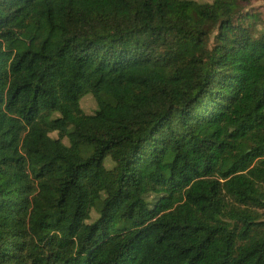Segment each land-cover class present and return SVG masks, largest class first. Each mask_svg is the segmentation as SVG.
<instances>
[{"label":"trees","instance_id":"trees-1","mask_svg":"<svg viewBox=\"0 0 264 264\" xmlns=\"http://www.w3.org/2000/svg\"><path fill=\"white\" fill-rule=\"evenodd\" d=\"M252 1L0 0V264H264Z\"/></svg>","mask_w":264,"mask_h":264},{"label":"rangeland","instance_id":"rangeland-1","mask_svg":"<svg viewBox=\"0 0 264 264\" xmlns=\"http://www.w3.org/2000/svg\"><path fill=\"white\" fill-rule=\"evenodd\" d=\"M263 5H264V0H253L247 7L248 8H251L253 6L259 7V6H263ZM217 35H218V30L215 29L214 32H213V34L210 36V40H213ZM208 46H209L208 44H205L202 47L203 51H206L207 48H208Z\"/></svg>","mask_w":264,"mask_h":264}]
</instances>
